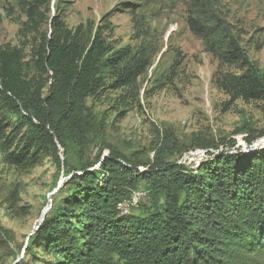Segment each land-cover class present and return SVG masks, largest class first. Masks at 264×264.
<instances>
[{
	"label": "trees",
	"instance_id": "trees-1",
	"mask_svg": "<svg viewBox=\"0 0 264 264\" xmlns=\"http://www.w3.org/2000/svg\"><path fill=\"white\" fill-rule=\"evenodd\" d=\"M49 2L24 8L22 26L39 34L29 61L16 47H0V152L16 166L37 163L42 150L61 165L59 147L66 156L96 128L87 99L133 88L151 65L147 47L115 46L109 23L71 30L52 17L49 32L40 31ZM222 7L188 0L186 24L218 62V89L230 100H264V76ZM172 78H154L151 92ZM144 157L103 143L95 168H72L14 264H258L250 260L264 257V147L220 151L193 168ZM141 183L148 210L122 213L119 204Z\"/></svg>",
	"mask_w": 264,
	"mask_h": 264
},
{
	"label": "rangeland",
	"instance_id": "rangeland-1",
	"mask_svg": "<svg viewBox=\"0 0 264 264\" xmlns=\"http://www.w3.org/2000/svg\"><path fill=\"white\" fill-rule=\"evenodd\" d=\"M28 1L0 0V47L18 48L25 62L39 37L22 26ZM187 2L50 0L40 31L49 32L52 17L71 30L79 24L87 31L91 23H109L113 44L132 51L147 47L151 65L133 88H106L87 99L96 128L86 135L82 147L70 148L66 156L59 147L61 165L48 150H42L37 163L17 166L6 162L0 152V264H14L25 255L28 237L64 194L68 173L84 163L95 168L103 143L127 156L143 151L150 163L157 154L164 162L192 168L220 151L249 154L264 147V100H230L215 86L218 62L189 30ZM221 5L227 20L242 28L244 48L264 76V0H221ZM175 58L181 63L172 68ZM171 75L170 83L151 92L154 78L165 81ZM138 191L145 192L144 183ZM149 206L142 196L128 214H145ZM253 262L262 264L264 257H253Z\"/></svg>",
	"mask_w": 264,
	"mask_h": 264
},
{
	"label": "built area",
	"instance_id": "built-area-1",
	"mask_svg": "<svg viewBox=\"0 0 264 264\" xmlns=\"http://www.w3.org/2000/svg\"><path fill=\"white\" fill-rule=\"evenodd\" d=\"M132 201H123L122 203L119 204V210H129L131 206H137L139 203L140 198L143 196V192L135 190L132 193Z\"/></svg>",
	"mask_w": 264,
	"mask_h": 264
},
{
	"label": "bare ground",
	"instance_id": "bare-ground-1",
	"mask_svg": "<svg viewBox=\"0 0 264 264\" xmlns=\"http://www.w3.org/2000/svg\"><path fill=\"white\" fill-rule=\"evenodd\" d=\"M145 195V192H143V196ZM125 201H132V194H131V196H130V198L128 199V200H125ZM122 213H128L129 212V210H123V211H121Z\"/></svg>",
	"mask_w": 264,
	"mask_h": 264
},
{
	"label": "water",
	"instance_id": "water-1",
	"mask_svg": "<svg viewBox=\"0 0 264 264\" xmlns=\"http://www.w3.org/2000/svg\"><path fill=\"white\" fill-rule=\"evenodd\" d=\"M43 218H44V216L42 217L41 222H42ZM14 263H15V262H14Z\"/></svg>",
	"mask_w": 264,
	"mask_h": 264
}]
</instances>
